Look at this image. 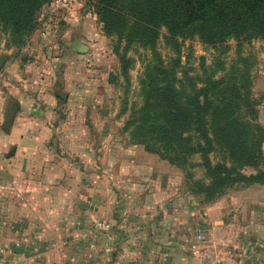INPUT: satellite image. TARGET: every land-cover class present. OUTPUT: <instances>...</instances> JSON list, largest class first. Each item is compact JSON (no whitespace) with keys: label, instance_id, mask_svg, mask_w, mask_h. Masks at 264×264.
I'll return each instance as SVG.
<instances>
[{"label":"crops","instance_id":"0c3cea01","mask_svg":"<svg viewBox=\"0 0 264 264\" xmlns=\"http://www.w3.org/2000/svg\"><path fill=\"white\" fill-rule=\"evenodd\" d=\"M52 67L2 81L0 264H264V184L179 199L141 147L76 135Z\"/></svg>","mask_w":264,"mask_h":264},{"label":"rangeland","instance_id":"374dc122","mask_svg":"<svg viewBox=\"0 0 264 264\" xmlns=\"http://www.w3.org/2000/svg\"><path fill=\"white\" fill-rule=\"evenodd\" d=\"M52 2L42 0L33 17L35 29L22 46L8 45V34L0 30V53L5 54L0 61V93L4 90L2 81L16 80L20 85L18 78H31L32 67L51 64L63 84L58 89L57 108L70 113L66 119L76 135L92 145L109 143L141 147L163 163L157 165L158 172L164 176L163 185L169 189L171 181L172 192H177L179 199L188 196L200 202L216 200L239 185H248L244 179L255 176L264 179V141L256 146L251 161L246 163H235L226 147L212 144L213 151L208 155L210 165L224 166L231 173L219 187L212 185L199 153L183 160L171 158L173 162L168 161L163 151L149 152L139 144L133 137L134 125H129L144 115L148 91L142 85L145 73L163 71L178 92L193 95L216 84L211 86L212 91L208 94L213 100L221 97L212 92L220 91L222 97L235 94L241 106L240 119L249 123L247 128L256 139L262 138L263 40L229 38L208 46L193 38L177 40L174 44L167 43V33L160 29L153 49L138 42L127 45L124 39L105 33L98 0H83L84 3L67 7H55ZM34 34L35 39L29 43ZM6 62L12 64L11 69H8L10 66L3 68ZM41 69L46 71L50 67ZM44 75L41 72V76ZM162 77L158 75L154 88L163 86ZM46 94L44 91L43 95ZM61 95L65 96V101L61 100ZM247 95L252 102L248 108L244 107ZM209 136L214 140L211 132ZM194 141L192 139V146H195ZM222 176L226 177L224 173ZM209 195L213 196L208 198Z\"/></svg>","mask_w":264,"mask_h":264},{"label":"trees","instance_id":"16d2710c","mask_svg":"<svg viewBox=\"0 0 264 264\" xmlns=\"http://www.w3.org/2000/svg\"><path fill=\"white\" fill-rule=\"evenodd\" d=\"M41 2L0 0V30L8 34V45L22 46L33 33V17ZM98 4L105 33L124 39L127 45L138 42L153 49L160 29L166 31L167 43L174 44L177 40L193 38L208 46L229 38L264 41V0H98ZM145 75L142 85L148 91L144 115L129 124L134 125L133 137L139 144L149 152L163 151L168 161L199 153L212 185L219 187L231 173L224 166L210 165L208 155L213 151V143L226 147L235 163L251 161L264 135L256 139L249 132V123L240 119L241 106L235 94L222 97L220 91L212 92L221 97L213 100L208 94L216 84L190 95L175 90L166 72L147 71ZM158 75L163 76V86L154 88ZM245 99L244 107L252 106L248 95ZM209 132L214 140L210 139ZM184 133L188 135L183 136ZM192 139L195 146L191 145ZM244 180L248 185L264 184V179L256 176ZM211 201L214 198L203 200Z\"/></svg>","mask_w":264,"mask_h":264},{"label":"built area","instance_id":"2783aa9c","mask_svg":"<svg viewBox=\"0 0 264 264\" xmlns=\"http://www.w3.org/2000/svg\"><path fill=\"white\" fill-rule=\"evenodd\" d=\"M83 0H53L52 4L55 7H67L71 4L77 5V3H81ZM84 3V2H83ZM0 139H1V132H0ZM98 227L103 230H108L109 226L106 224H98ZM198 240L201 239V237H197Z\"/></svg>","mask_w":264,"mask_h":264},{"label":"water","instance_id":"95a60500","mask_svg":"<svg viewBox=\"0 0 264 264\" xmlns=\"http://www.w3.org/2000/svg\"><path fill=\"white\" fill-rule=\"evenodd\" d=\"M60 98H61V100L65 101V96L61 95ZM13 113H14L13 110H9V111L6 113V120H5V124H4V126H3V130H4L5 132L8 131V128H9V126H10V124H11L12 117H13Z\"/></svg>","mask_w":264,"mask_h":264}]
</instances>
